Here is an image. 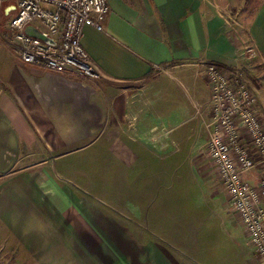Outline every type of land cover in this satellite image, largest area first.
<instances>
[{"label":"crops","instance_id":"crops-1","mask_svg":"<svg viewBox=\"0 0 264 264\" xmlns=\"http://www.w3.org/2000/svg\"><path fill=\"white\" fill-rule=\"evenodd\" d=\"M235 1L113 0L110 6L108 0L104 31L85 27L81 35L98 78L25 63L12 42H0V227L9 228L18 247L33 253L38 195L53 191L64 202L67 242L81 237L85 248L63 250V264H260L212 176L213 189L206 191L227 210L234 230L209 236L183 214L176 187L186 158L182 147L194 146L198 133L182 125L180 88L175 94L148 88L158 73H180L185 64L201 72L207 107L185 90L200 116L204 147L207 62L253 70L254 60L264 68V0L238 11L230 31L226 12ZM104 81L125 84L104 90ZM252 91L264 123V85ZM170 94L177 101H167ZM104 192L110 214L79 197ZM119 216L126 222L118 223ZM103 217L111 222L110 233L99 230L96 221ZM106 243L128 249L108 250Z\"/></svg>","mask_w":264,"mask_h":264},{"label":"built area","instance_id":"built-area-1","mask_svg":"<svg viewBox=\"0 0 264 264\" xmlns=\"http://www.w3.org/2000/svg\"><path fill=\"white\" fill-rule=\"evenodd\" d=\"M7 1L0 0V10L9 18L11 42L23 62L99 77L81 35L85 27L104 31L108 0ZM203 74L209 86L204 150L210 171L256 258L264 264V123L256 110L257 98L237 70L206 64Z\"/></svg>","mask_w":264,"mask_h":264},{"label":"rangeland","instance_id":"rangeland-1","mask_svg":"<svg viewBox=\"0 0 264 264\" xmlns=\"http://www.w3.org/2000/svg\"><path fill=\"white\" fill-rule=\"evenodd\" d=\"M112 1L113 0H109L110 6ZM125 1L131 2L132 0ZM249 4L253 5V0H238V3L236 0L235 4L233 3V5L227 8L229 11L227 10L228 12L226 13L230 15L229 17H227V27L230 31H234V28L236 26L235 18L237 16V12L244 10ZM8 19L9 18L3 15V12L0 10V42L4 41L7 44H11V34L7 29ZM234 35L236 37H239L238 34H236L235 32ZM250 54V49L246 48L245 55L250 56ZM2 58V53H0V66L2 64ZM253 59L254 58H252L251 60ZM185 65H182V72L180 73H177V69L174 72L173 70H170L168 72L158 73L157 76L155 75L154 79L149 82L150 85L148 88L151 93H157V89H159L158 87H160V91H162L161 87L163 86L167 94H175L173 93L174 90H177L179 88L180 90H182V125L183 127H194L198 135L196 136L197 139L196 144L194 146H185L183 144L182 147L183 155H185L186 158L183 161L182 179L180 180V183L176 184V187L179 190L177 196L179 199L178 204L181 205L183 214L186 213L185 217H187L188 214V219H197L198 225L200 227L204 226L201 227V229H205L209 236L217 234L222 235L225 234L227 231L234 230L233 222L231 219L232 215L229 214L231 216L229 217L227 210L218 202V199H212L209 195V192L206 191L207 188H210L211 190L213 189L212 184L214 176L210 171V164L207 160L206 151L204 150V147L200 148V141L203 138L200 116L199 114H197L194 107H192V104L187 96L188 91L185 90V88H190L191 90H193L195 97L202 101V106L207 107V87L204 84L201 72L194 71L192 73L189 69V65H186V68ZM251 67L253 68V70H248L245 67H243L241 70L236 68H231V70H237L240 76L242 75L241 77L245 79L251 89H253V87L259 88V84L264 85V83L261 82V80H264V68H262L261 65L255 63L254 60L251 64ZM101 84L104 87V90H111V88H117L118 86L125 83H118L115 81H104L101 82ZM171 94V99H167V101H177V99H175L174 96ZM156 100L157 99L154 98L153 101L155 102ZM182 136L183 138H187L184 132ZM208 171L210 174L208 173ZM130 172L126 174L129 175ZM189 172H192L194 176L192 177ZM126 180L125 184L122 183L121 186H126ZM172 181L173 180H171V182ZM103 185L105 187H108L109 180H104ZM79 197L84 200V203L82 204L89 206L91 209L94 208L93 204H95V208H97V210L98 208H100V210L109 213L107 208L109 205L108 202H110L109 194L104 192V194L97 195L95 197L89 195H80ZM38 198L39 201L42 203V207H40V210H38L35 216H33V253H30L23 247H18L19 245L15 242L13 234L10 232L9 228L2 226L0 227V264H63L64 260L61 258L63 250L85 249L83 246L84 243L79 240L81 239V237H76V239L78 240L77 241L76 239L73 240L71 236L69 238L70 241L67 242L68 237L66 236V220L62 219L60 211L63 209L64 203L61 199V196L58 193L56 194L53 191H50L49 193L39 194ZM225 204L227 208V203ZM125 222V217H118V223L123 224ZM96 223L101 224V229H99L101 233H110L111 222L105 220V217L101 219V222L96 221ZM211 231L212 233H210ZM88 245L91 246V249H94V244ZM104 245H106V249L108 250L128 249L126 248L127 244H118L119 247L117 246L113 248H109V243H106ZM128 245L129 247H132V244ZM2 247L5 248L2 249ZM138 249H140V247ZM207 252L210 258L217 257V254L213 255L212 252H210L208 249ZM209 256L207 255V257ZM204 262H206V260Z\"/></svg>","mask_w":264,"mask_h":264},{"label":"trees","instance_id":"trees-1","mask_svg":"<svg viewBox=\"0 0 264 264\" xmlns=\"http://www.w3.org/2000/svg\"><path fill=\"white\" fill-rule=\"evenodd\" d=\"M208 64H214L215 66H217L219 69H225V70H231L230 67L226 66V65H223L221 63H218V62H213V61H209L207 62Z\"/></svg>","mask_w":264,"mask_h":264},{"label":"water","instance_id":"water-1","mask_svg":"<svg viewBox=\"0 0 264 264\" xmlns=\"http://www.w3.org/2000/svg\"><path fill=\"white\" fill-rule=\"evenodd\" d=\"M31 33V32H30ZM33 34V33H32Z\"/></svg>","mask_w":264,"mask_h":264}]
</instances>
